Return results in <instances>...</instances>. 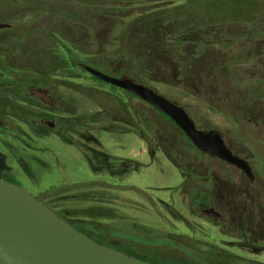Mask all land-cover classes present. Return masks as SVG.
I'll list each match as a JSON object with an SVG mask.
<instances>
[{
    "label": "rangeland",
    "instance_id": "obj_1",
    "mask_svg": "<svg viewBox=\"0 0 264 264\" xmlns=\"http://www.w3.org/2000/svg\"><path fill=\"white\" fill-rule=\"evenodd\" d=\"M0 15V21L6 22ZM256 24L263 29L262 23ZM256 24H223L221 31L226 34L221 37L226 41L199 51L186 76L173 63L160 81L149 84L183 106L199 126L220 130L230 147L256 170L250 184L236 167L189 148L178 127L149 103L81 69H75L74 77H50L58 101L46 110L52 117L82 120L91 138L70 131L73 143H69L52 130L38 136L28 124L10 119L13 132L0 134V172L10 174L95 240L141 259L159 264H264V31L253 34L249 28ZM51 26L72 38L83 37L68 34L73 31L68 24ZM7 32L11 34L1 29L0 39H7ZM98 35L104 41L109 38L104 26ZM94 65L119 76V63L102 64L105 69ZM137 111L147 114L146 120L154 117L162 123L166 133L142 129ZM76 144L109 154V162L117 167L121 161L126 164L114 174L106 169L93 172ZM194 156L200 166L193 183L202 181L209 168L210 197L224 214L222 223L202 213L200 204H191L193 183L181 184L175 164L186 167V160Z\"/></svg>",
    "mask_w": 264,
    "mask_h": 264
},
{
    "label": "trees",
    "instance_id": "obj_2",
    "mask_svg": "<svg viewBox=\"0 0 264 264\" xmlns=\"http://www.w3.org/2000/svg\"><path fill=\"white\" fill-rule=\"evenodd\" d=\"M0 12L9 24L5 30L11 33L0 39V61H6L1 66L23 69L25 75L37 76L41 83L53 74L76 76L75 69L85 71L80 63L104 69L103 65L119 63L118 75L149 86L160 81V75L173 63L186 76L199 51L213 42L226 41L221 37L226 34L221 31L223 24L249 21L264 25V0H0ZM51 23L68 24L73 29L68 34L83 37L72 38ZM102 26L109 37L105 41L98 35ZM257 28L256 24L249 29L253 34L264 31V27ZM189 45L193 47L190 50ZM12 59L18 64H12ZM136 116L145 131L166 133L154 117L146 120L148 115L141 111ZM139 122L134 121L136 125Z\"/></svg>",
    "mask_w": 264,
    "mask_h": 264
},
{
    "label": "water",
    "instance_id": "obj_3",
    "mask_svg": "<svg viewBox=\"0 0 264 264\" xmlns=\"http://www.w3.org/2000/svg\"><path fill=\"white\" fill-rule=\"evenodd\" d=\"M9 26L0 22L1 27ZM96 78L125 89L164 112L201 151L249 172L246 161L225 145L220 133L196 128L185 108L153 88L80 63ZM40 95V93H36ZM0 264H156L95 240L17 183L0 178Z\"/></svg>",
    "mask_w": 264,
    "mask_h": 264
},
{
    "label": "flooded vegetation",
    "instance_id": "obj_4",
    "mask_svg": "<svg viewBox=\"0 0 264 264\" xmlns=\"http://www.w3.org/2000/svg\"><path fill=\"white\" fill-rule=\"evenodd\" d=\"M4 28L6 27H1L0 30ZM1 63L6 64V61H0V134L6 135L9 132H13L14 125L10 119H16L22 123L28 124L30 131H32V133L38 136L45 135L49 130H52L56 132L63 140L69 143H73L70 140V136H69L70 131L71 132L75 131L82 137L91 138L92 135L88 130H85L87 129V127L82 120L75 119L71 116L58 117L56 115L52 117L51 115H48L49 112L46 110V108H54L58 101L51 90L53 87L52 86L53 84L50 83L51 78L49 80H46L44 83H41L39 82V78L37 76L25 75L23 69L9 68L8 66H3V65L1 66ZM36 93H40V95H37ZM191 119L193 120L196 128L204 132L220 133L225 145L228 147L231 153L246 161V163L249 166V172L247 173L244 169L238 167L237 165L229 163L215 155L199 150L191 142L188 136L173 122L172 124L178 127L181 135L184 136L186 140H188L189 145L187 144V146L189 148H193L197 153L199 152L202 155L206 154L209 156L210 155L215 156L219 158V160H222L236 167L240 171L241 175L245 178V181H247L246 182L247 184L253 182L255 179L256 170H254L248 158H246V156L240 154L239 152L234 151L230 147L229 143L225 140L220 130L199 126L193 118ZM232 121L237 122L236 119H232ZM247 121L251 122V120L248 118ZM18 127L21 128L20 125H18ZM236 130L237 129L235 128V132H237ZM243 137L245 138V136ZM76 145L80 146L86 158L88 167L93 172L106 169L108 172L110 173L112 172L114 174L115 170L121 168V166H124L126 164V162L121 161L119 162V167H117L116 162H111V161L109 162L108 160L109 154L97 150L92 152L89 151L90 147L88 146H84L80 144H76ZM10 148L13 149L12 147ZM158 148L160 149L161 152L163 153L166 152V154L168 155L167 151H165L164 148H162L161 146H158ZM182 148H185V146L182 145ZM170 160L173 164H175L172 157L170 158ZM186 162L185 164H188L186 167L184 164H182L184 168L180 167V163H176L175 165L179 170V174L181 177V184L183 185L187 184L190 186L191 183L196 182L195 170L197 169L198 166H200V163L198 162L196 157L186 160ZM207 170L208 171L205 173V175L201 176L202 181L197 182V184L193 183V186L189 187V190L192 189L193 191L191 193V204H196V205L200 204L201 205L200 211L202 213H204L207 217L212 218L216 222L222 223L221 220L224 219L225 217L220 207L216 204L217 203L216 200H212L210 197L211 194H210L209 186L212 185L213 178L209 173V168ZM0 176L3 179H7L9 181L16 183L14 181V178L5 171H1ZM228 183H231V180H228ZM202 186L203 189L200 190L199 188ZM197 187L199 190L197 189ZM201 199H206L207 202L205 204H203L202 202L199 203Z\"/></svg>",
    "mask_w": 264,
    "mask_h": 264
}]
</instances>
